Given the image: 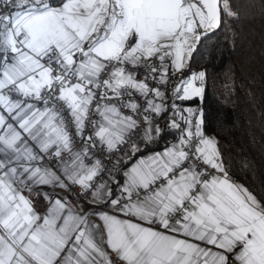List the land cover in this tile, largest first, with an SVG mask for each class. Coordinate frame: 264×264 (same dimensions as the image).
Here are the masks:
<instances>
[{
  "label": "snow or ice",
  "instance_id": "6c2138e0",
  "mask_svg": "<svg viewBox=\"0 0 264 264\" xmlns=\"http://www.w3.org/2000/svg\"><path fill=\"white\" fill-rule=\"evenodd\" d=\"M0 9V109L18 125L0 114V264H264V203L230 177L203 108L177 103L204 99L207 72L190 62L225 15L239 19L230 0H0ZM166 132L162 151L118 167ZM122 146L111 168L92 152ZM37 186H76L89 207L45 191L41 214L23 194Z\"/></svg>",
  "mask_w": 264,
  "mask_h": 264
},
{
  "label": "trees",
  "instance_id": "16d2710c",
  "mask_svg": "<svg viewBox=\"0 0 264 264\" xmlns=\"http://www.w3.org/2000/svg\"><path fill=\"white\" fill-rule=\"evenodd\" d=\"M230 5L239 19L223 17L221 28L200 45L191 70L207 72L201 101L206 132L217 137L229 175L264 203V0H230ZM178 78L170 79L168 93ZM172 139L166 132L135 157L163 149Z\"/></svg>",
  "mask_w": 264,
  "mask_h": 264
},
{
  "label": "built area",
  "instance_id": "2783aa9c",
  "mask_svg": "<svg viewBox=\"0 0 264 264\" xmlns=\"http://www.w3.org/2000/svg\"><path fill=\"white\" fill-rule=\"evenodd\" d=\"M0 10H2V9H0ZM156 63H157V67H159V62L157 61ZM138 71L140 73V75L138 76V79H142L143 76H144L145 70L143 68H140ZM151 86L152 87H155L156 85L153 83V84H151ZM10 95H11V98L12 99H21L22 98V97H18L15 92L11 93ZM135 99L137 100L138 103H140L143 106V101L141 100V98L138 95L135 97ZM168 103H170L169 100H168ZM196 104H199L203 108V105H202L201 101H198L196 103H189L186 106H193V107H195ZM57 106L58 107H61L63 109V115L65 117V120L67 121L68 130L73 133L74 147L76 149L81 148L83 146L82 145V142H81V138L75 136V134H74L75 130H74V126L71 123V117H70V115L68 113V110L61 103H59V102H57ZM92 108L93 109L95 108V104L92 105ZM122 111H124L126 114H130V112H129L128 109H122ZM91 115H92V119H95L96 121H99L101 119V117L99 115H96L94 112ZM166 115L167 114H165V117H166ZM161 121H164V119L162 118ZM143 128H144V125H143V122L141 121L140 128L136 131L135 135L133 136V139H138L139 138V136L141 135V133L143 131ZM92 131H93V129L91 128V126H88L85 129L84 135H86V136L87 135H91L92 134ZM124 150L125 149L122 146L121 147V150L119 152H113L111 154H108V153H106L104 151H101L99 148L92 149V152L94 153V155L97 158H99L102 161V163L104 164V166L106 168H111L112 167V164L116 162V159L121 156V154H122V152ZM110 161H111V163H110ZM88 162L91 163V161H88ZM41 163L42 164H47L48 161H47V159H45ZM105 178H107L106 174H105ZM71 187H72L71 193H69L68 191H66V192L73 199V201H75L77 203L85 202L82 197L80 199H77L76 192H78L79 189L76 186H71Z\"/></svg>",
  "mask_w": 264,
  "mask_h": 264
},
{
  "label": "crops",
  "instance_id": "0c3cea01",
  "mask_svg": "<svg viewBox=\"0 0 264 264\" xmlns=\"http://www.w3.org/2000/svg\"><path fill=\"white\" fill-rule=\"evenodd\" d=\"M179 74H177L178 76ZM170 103H171V99H169ZM178 104H181V106H186L187 104H182L180 101H177ZM0 114L5 115L8 118V122L12 123L14 125V127L18 128V125L16 124L15 121H13L10 117H8V113L4 112L2 109H0ZM102 119V118H101ZM100 119V120H101ZM99 120V121H100ZM160 123H164L165 121H159ZM31 143V142H29ZM144 145L143 142L140 143V147L142 148ZM164 149V148H163ZM163 149L160 150H154V151H162ZM152 151H148L145 152L142 155H139L137 157L132 158L131 153L129 152V156H130V161L128 163H126V166L124 167V170H126L127 168L131 167V164L135 163L141 156H147L151 153ZM123 164H125V161L123 159H121L119 161V165L118 167H121ZM234 180V179H233ZM236 181V180H234ZM237 182V181H236ZM123 183V181L121 182ZM239 183V182H238ZM241 184V183H240ZM49 192V193H53V199H55V196H60V197H67L70 203V206L73 207L76 211H79V207L82 204L83 207L88 208L89 205L86 202H80L77 203L75 201H73V199L67 194V192L59 187H51V186H37L35 187L34 191L30 194L27 190L24 191V195L28 196L29 199H31L34 203V207L37 209L38 212H40L41 214L44 212V210L48 207L47 202L45 201V199L43 198L42 195H38V193H42V192ZM92 220H94L97 224H100L101 222L96 218V217H91ZM107 246L105 245V248ZM112 255L113 259H116L114 254H110ZM117 264H121L120 261L117 260Z\"/></svg>",
  "mask_w": 264,
  "mask_h": 264
}]
</instances>
